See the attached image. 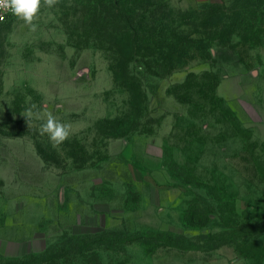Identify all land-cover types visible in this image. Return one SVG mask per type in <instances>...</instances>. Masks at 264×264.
<instances>
[{
  "label": "rangeland",
  "instance_id": "obj_1",
  "mask_svg": "<svg viewBox=\"0 0 264 264\" xmlns=\"http://www.w3.org/2000/svg\"><path fill=\"white\" fill-rule=\"evenodd\" d=\"M118 1L139 2L91 3ZM89 5L0 21V240H22L0 264H264V0H150L207 58L130 88Z\"/></svg>",
  "mask_w": 264,
  "mask_h": 264
},
{
  "label": "trees",
  "instance_id": "obj_2",
  "mask_svg": "<svg viewBox=\"0 0 264 264\" xmlns=\"http://www.w3.org/2000/svg\"><path fill=\"white\" fill-rule=\"evenodd\" d=\"M88 2L90 5L84 10L88 20L85 27L87 30L97 25L103 28L99 43L109 45V48L104 49L112 54L111 69L117 83L128 88L130 84L140 86L139 71L146 75L165 77L185 67L196 57L207 58L206 52L198 56L192 52L204 51V40H195L172 31L170 24L164 21L148 22L141 11L145 5H150V0H139L127 6L118 1L109 10H99L92 5L91 0ZM111 13L124 22L119 20L112 23L109 20ZM138 64L144 65V68Z\"/></svg>",
  "mask_w": 264,
  "mask_h": 264
},
{
  "label": "clouds",
  "instance_id": "obj_3",
  "mask_svg": "<svg viewBox=\"0 0 264 264\" xmlns=\"http://www.w3.org/2000/svg\"><path fill=\"white\" fill-rule=\"evenodd\" d=\"M60 0H0V12L11 13L17 19L23 21L28 26L30 31L37 30L36 21L38 19L41 7L53 8ZM4 16L0 15V20ZM36 105L32 104L23 116L29 122L34 116L39 118V112H34ZM40 134L47 135L53 147H59L71 135V125L57 120L51 113L48 114L47 119L40 125Z\"/></svg>",
  "mask_w": 264,
  "mask_h": 264
},
{
  "label": "crops",
  "instance_id": "obj_4",
  "mask_svg": "<svg viewBox=\"0 0 264 264\" xmlns=\"http://www.w3.org/2000/svg\"><path fill=\"white\" fill-rule=\"evenodd\" d=\"M6 225V223H5ZM1 241V240H0ZM9 242H7V240L3 239V242L1 241V244H3V246L8 247V249L10 250H16L14 252H11L9 255H13L16 256L17 255V251L21 248L22 246V240L21 238H14L12 240H8ZM1 247H0V251H1Z\"/></svg>",
  "mask_w": 264,
  "mask_h": 264
},
{
  "label": "built area",
  "instance_id": "obj_5",
  "mask_svg": "<svg viewBox=\"0 0 264 264\" xmlns=\"http://www.w3.org/2000/svg\"><path fill=\"white\" fill-rule=\"evenodd\" d=\"M0 15H3L4 16V19L3 20H0L2 22L8 20L9 18L13 17L14 15H12L10 12L9 13H3V12H0Z\"/></svg>",
  "mask_w": 264,
  "mask_h": 264
}]
</instances>
